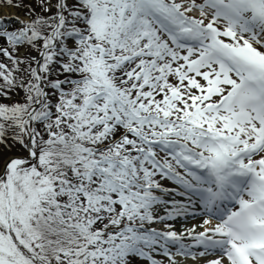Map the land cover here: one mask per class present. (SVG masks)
<instances>
[{"label": "snow or ice", "instance_id": "6c2138e0", "mask_svg": "<svg viewBox=\"0 0 264 264\" xmlns=\"http://www.w3.org/2000/svg\"><path fill=\"white\" fill-rule=\"evenodd\" d=\"M4 3L0 264H264V0Z\"/></svg>", "mask_w": 264, "mask_h": 264}, {"label": "rangeland", "instance_id": "374dc122", "mask_svg": "<svg viewBox=\"0 0 264 264\" xmlns=\"http://www.w3.org/2000/svg\"><path fill=\"white\" fill-rule=\"evenodd\" d=\"M0 16H3L6 19L9 18V20L12 19L15 21H16L17 16H19L20 19H27L22 9H18L12 6H6L5 3H1V2H0ZM160 183L162 184L164 189H174L176 187V185H174L169 180H160ZM157 194L160 195L162 199L167 200V201L177 198L175 197L174 193H166V192L158 191ZM162 209H163V206H161L159 211L160 212L163 211ZM155 255H156V258L162 260L164 264H167V259L162 255V253L158 252Z\"/></svg>", "mask_w": 264, "mask_h": 264}, {"label": "bare ground", "instance_id": "6f19581e", "mask_svg": "<svg viewBox=\"0 0 264 264\" xmlns=\"http://www.w3.org/2000/svg\"><path fill=\"white\" fill-rule=\"evenodd\" d=\"M175 197H177V196L175 195ZM174 199H180V198L177 197V198H174ZM174 199L169 200V202L174 200ZM160 214H163V211H161ZM199 222H200V218L199 217H197V218H186V217L182 216V217L178 218L177 221H173L171 223L175 224V229L177 231H181V230H183V228L191 227L192 225H195V224H197ZM157 226L159 227V225H157Z\"/></svg>", "mask_w": 264, "mask_h": 264}, {"label": "trees", "instance_id": "16d2710c", "mask_svg": "<svg viewBox=\"0 0 264 264\" xmlns=\"http://www.w3.org/2000/svg\"><path fill=\"white\" fill-rule=\"evenodd\" d=\"M0 2L1 3H4V0H0ZM22 11L24 12V14H25V11L22 9ZM15 26H17V22H15V21H10L9 23H8V27H15Z\"/></svg>", "mask_w": 264, "mask_h": 264}]
</instances>
